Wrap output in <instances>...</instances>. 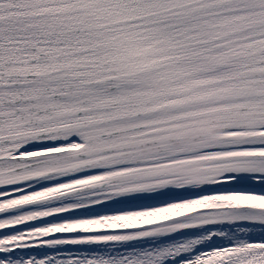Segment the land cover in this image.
Instances as JSON below:
<instances>
[{
	"label": "snow or ice",
	"instance_id": "obj_1",
	"mask_svg": "<svg viewBox=\"0 0 264 264\" xmlns=\"http://www.w3.org/2000/svg\"><path fill=\"white\" fill-rule=\"evenodd\" d=\"M0 264H264V0H0Z\"/></svg>",
	"mask_w": 264,
	"mask_h": 264
}]
</instances>
